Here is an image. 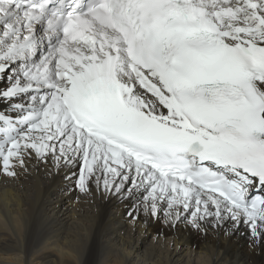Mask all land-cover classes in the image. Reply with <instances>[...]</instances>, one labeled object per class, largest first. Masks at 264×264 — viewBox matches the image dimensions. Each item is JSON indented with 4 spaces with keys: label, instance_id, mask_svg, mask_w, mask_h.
<instances>
[{
    "label": "snow or ice",
    "instance_id": "snow-or-ice-1",
    "mask_svg": "<svg viewBox=\"0 0 264 264\" xmlns=\"http://www.w3.org/2000/svg\"><path fill=\"white\" fill-rule=\"evenodd\" d=\"M0 74V174L264 239V0H0Z\"/></svg>",
    "mask_w": 264,
    "mask_h": 264
},
{
    "label": "bare ground",
    "instance_id": "bare-ground-1",
    "mask_svg": "<svg viewBox=\"0 0 264 264\" xmlns=\"http://www.w3.org/2000/svg\"><path fill=\"white\" fill-rule=\"evenodd\" d=\"M7 83L0 76V88ZM16 171L0 174V264H264V239L244 224L173 227L144 213L139 192L104 193L93 181L81 193L79 163L33 157Z\"/></svg>",
    "mask_w": 264,
    "mask_h": 264
},
{
    "label": "rangeland",
    "instance_id": "rangeland-1",
    "mask_svg": "<svg viewBox=\"0 0 264 264\" xmlns=\"http://www.w3.org/2000/svg\"><path fill=\"white\" fill-rule=\"evenodd\" d=\"M196 253H197V251H196Z\"/></svg>",
    "mask_w": 264,
    "mask_h": 264
}]
</instances>
